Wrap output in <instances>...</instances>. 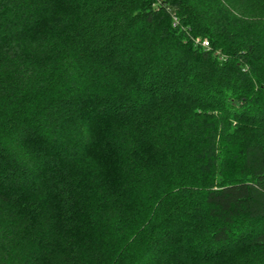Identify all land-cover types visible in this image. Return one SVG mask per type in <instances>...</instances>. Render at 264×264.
Returning <instances> with one entry per match:
<instances>
[{
    "label": "trees",
    "instance_id": "1",
    "mask_svg": "<svg viewBox=\"0 0 264 264\" xmlns=\"http://www.w3.org/2000/svg\"><path fill=\"white\" fill-rule=\"evenodd\" d=\"M214 1L248 31L206 26L193 0H0V246L16 231L63 238L37 264H264V0ZM131 187V238L93 239L107 192Z\"/></svg>",
    "mask_w": 264,
    "mask_h": 264
},
{
    "label": "rangeland",
    "instance_id": "2",
    "mask_svg": "<svg viewBox=\"0 0 264 264\" xmlns=\"http://www.w3.org/2000/svg\"><path fill=\"white\" fill-rule=\"evenodd\" d=\"M194 1H195V3L199 4L197 9L200 13H203L204 16L202 15V17L205 18L206 26H211V24H214V21L218 20L217 22L219 23V25L222 24V27L224 29L226 28L227 30H229V29H231V27L234 28L237 31L238 36H241L246 31H248V25H243V29H242L240 27L241 25H239V21L234 18L237 15H235L233 13V11L235 12V10H233V8H231V4H232L231 1L232 0H228V2H226V6H228V8L230 7L232 10L231 11H221L220 13L217 12V9H218L217 6H219V5L214 0H193V2ZM251 2H255V0H251ZM192 6H193V4H192ZM263 6H264V2H263L262 7ZM227 14H232V16L227 15ZM174 18L176 19V16ZM241 38H244V37H241ZM196 40L199 41L200 38H197ZM245 40H247V37L245 38ZM205 130H206V128H200V130H199V128H195V130H192L189 133L191 136L194 137L197 134L204 135ZM83 134H84V138H86L87 136H93L94 135L93 132L88 131V130L86 132H83ZM74 143L75 144L73 145V150L78 151V152H83L85 147H82L80 144H77L75 141H74ZM82 148H84V149L82 150ZM86 148H88V146H86ZM181 154H182V158L180 159V161H182V162L179 163V162H177V156H180ZM194 158L195 157L191 153H188L185 150H183V152L175 153V156L173 157L175 165L182 167L181 169H185L187 167L189 168V166H191L190 169L194 170L192 177L194 179H196V178L200 177L201 170L197 169V167L194 163ZM98 159H99V157H98ZM230 166L231 165H229V167ZM199 169H201V167ZM132 172L133 171H129V174H132ZM133 174H134L133 178L127 177L130 183L139 184V180L141 179V180L148 181L147 183L150 182L151 187H156V188L159 187V189H161V187L163 185H165L166 183L171 188L180 183V179L178 181L171 180L170 177L167 178V176H165L167 181H166V179L164 180V178H163V180H160L163 177V172H159V170H157V169L155 171L152 169L151 171H149V173L142 171V169L139 171L135 169ZM165 181H166V183H164ZM188 182H190V181H186V186L188 185ZM168 189H170V188H168ZM168 189H166V190H168ZM154 190L148 189L147 192L153 193ZM130 191L134 192V191H136V188L131 187L129 189L125 188L123 190H118V191H114V192H107V194H109L111 196V198H113L112 201L110 199L107 201V203L110 205L114 204V206L108 207L109 208L108 212L113 213V214L108 217L109 224L105 223V226L102 225V226H98L96 228V231L93 234V239L94 238L98 239V238H100L101 235H104L103 240L105 239V237H106L105 240L109 239L110 237L111 238L115 237L116 241L118 239H120V237H122L121 240H126V239L128 240V238H131L130 221L128 219L126 222V219L124 220V218H129V215L141 212V205H143V203L141 202V200L138 197H136V195L134 193H132ZM95 193H97V192H95ZM109 195H106V197H109ZM100 217H101V215H100ZM65 223H66V221H65ZM67 225H68L67 228H65V230H67V233H69L70 231H76V229H73V227L69 223ZM15 229H18V227L17 228L15 227ZM14 232L16 234L14 237H12L10 239L5 238L8 240L3 239V242L0 246V252H3L2 254L0 253V264H37L36 260L42 259L41 256L44 255V253H45L43 251L44 248H47V249L50 248L49 249V252H50L49 255L53 259V261L57 257H59V255L61 254V252H60L61 244L59 242L63 241V240H61L63 238H60L59 241H58V239H50L49 238V240H48L46 238L43 240V242L41 244H39V243L34 244V243H31L29 240L22 238V236L18 235V233L16 231H14ZM74 234L70 232V234H67V235H68V237L71 238L74 236ZM77 235H81L80 231L77 233ZM124 235L126 237H124ZM0 238H1V235H0ZM103 240H102V243H104V241H105V240L104 241ZM51 244H52V246H51ZM111 245H113V244L111 243ZM111 245L109 244L110 250L107 254H105V256L112 254L113 250H111ZM84 261L86 262V257L84 258ZM108 263L113 264L112 262L110 263L107 261L106 264H108ZM86 264H88V263L86 262Z\"/></svg>",
    "mask_w": 264,
    "mask_h": 264
},
{
    "label": "built area",
    "instance_id": "3",
    "mask_svg": "<svg viewBox=\"0 0 264 264\" xmlns=\"http://www.w3.org/2000/svg\"><path fill=\"white\" fill-rule=\"evenodd\" d=\"M202 45L208 47V46H209V42H208L207 40H204V41L202 42Z\"/></svg>",
    "mask_w": 264,
    "mask_h": 264
}]
</instances>
